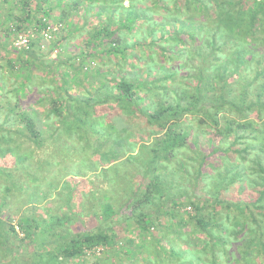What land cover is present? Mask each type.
<instances>
[{
  "label": "trees",
  "instance_id": "obj_1",
  "mask_svg": "<svg viewBox=\"0 0 264 264\" xmlns=\"http://www.w3.org/2000/svg\"><path fill=\"white\" fill-rule=\"evenodd\" d=\"M250 151L253 194L194 198ZM0 181V264H264V0H0Z\"/></svg>",
  "mask_w": 264,
  "mask_h": 264
},
{
  "label": "rangeland",
  "instance_id": "obj_2",
  "mask_svg": "<svg viewBox=\"0 0 264 264\" xmlns=\"http://www.w3.org/2000/svg\"><path fill=\"white\" fill-rule=\"evenodd\" d=\"M53 13H56V12L53 11ZM86 19H87L88 23H84V20H82L78 16L73 17L72 24L74 26H76L75 28H79V30H75L74 27L72 29L68 30L69 34L67 35V39L64 41V44H66L64 46L69 49L68 50L69 52L67 54L65 53L66 56L67 55H74L75 53H77L78 47L84 45L85 38L88 37L89 33L91 32V29L97 25V22H96L97 20L94 19L93 17L88 16ZM13 55H15V53ZM109 68L110 69L114 68V66L112 65V61H109L107 63V67H104L101 69L108 70ZM112 77H113L112 74H107L106 80L109 81L112 79ZM195 123H196V121H194V119L189 121V125H191V126H194ZM195 129H196V126H195ZM242 143H246V144L248 143V144H252V145L255 144V142L253 140H246V142L242 141L241 143L237 144L234 148L237 149L238 151H239V149H243L244 145ZM250 152H251L250 155L248 153H244V154L242 153L241 154L242 157H246L245 163L241 160L240 155H238V153H235V152L230 153V155L228 157L225 155H222V154H216L213 158H211L210 159L211 166L205 167V173L204 174L208 173L207 176L204 177L203 180L200 179L196 189H193L194 198L195 199H198V198H200V199H202V198L203 199H206V198L213 199V196H211V194H213V192L216 190H220L219 199L228 200L231 202H237L238 200H244L245 196L247 197L249 194H253V192H254L253 190L256 188L254 186L249 185V184H251L253 181L260 182V179H259V176L257 175V173H255L251 169L252 166L250 165V161H251L250 159H252L251 155H254L255 151H250ZM185 154L188 156L189 155L191 156L189 151H187ZM197 162H198L197 160H196V162H191L188 158H185V163L187 165H189L190 167L196 166ZM238 164H240L241 166L237 168ZM190 167H188V169H189V171H192L193 169ZM227 170H228V172L226 173ZM235 173L242 174V178L241 179L235 178ZM204 174H203V176H204ZM188 181L186 182L183 179L182 185L184 182H186V183H184V187H188V186L192 185V183L189 184ZM0 185H2V181H0ZM241 186H244L245 190H243V189L240 190ZM15 191L16 190H13V192L16 195V198L13 199L12 197H10V199H9V201H10L9 203H11V204L14 203L13 209L18 204H20V206L22 205L23 208H25L26 205L27 206L34 205V203H30L31 201L26 202V194H22L21 192H15ZM176 191L177 190L175 188L174 192H176ZM181 192H182V190H181ZM18 201H20V202H18ZM55 201L59 202L57 200V198L55 199ZM261 205L264 206V201L261 203ZM38 209H39L38 211L42 212V210L40 208H38ZM190 209L191 208H189L188 206L183 207V210H181V212H180L182 217L187 219V214H186L187 212L186 211L190 212L191 211ZM233 213H235V211ZM233 213L230 214L231 217L233 216ZM220 220H221V218H220ZM17 231H18V229H17ZM21 237L22 236L19 234V238H21ZM19 256L20 257L17 259L18 262H20V263L25 262V260L28 258V253H27V251H22L19 254ZM4 260L9 262L8 257H6V259H4ZM91 261L92 260H90V262ZM90 262L87 261V262H84L81 264H90ZM68 264H72V263H68Z\"/></svg>",
  "mask_w": 264,
  "mask_h": 264
},
{
  "label": "built area",
  "instance_id": "obj_3",
  "mask_svg": "<svg viewBox=\"0 0 264 264\" xmlns=\"http://www.w3.org/2000/svg\"><path fill=\"white\" fill-rule=\"evenodd\" d=\"M21 44H23V42H19L17 45L19 46V45H21Z\"/></svg>",
  "mask_w": 264,
  "mask_h": 264
}]
</instances>
